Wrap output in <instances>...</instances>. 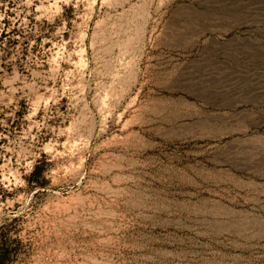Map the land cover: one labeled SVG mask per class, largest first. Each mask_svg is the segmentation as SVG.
Returning a JSON list of instances; mask_svg holds the SVG:
<instances>
[{"label": "rangeland", "instance_id": "374dc122", "mask_svg": "<svg viewBox=\"0 0 264 264\" xmlns=\"http://www.w3.org/2000/svg\"><path fill=\"white\" fill-rule=\"evenodd\" d=\"M5 250L264 264V0H0Z\"/></svg>", "mask_w": 264, "mask_h": 264}, {"label": "trees", "instance_id": "16d2710c", "mask_svg": "<svg viewBox=\"0 0 264 264\" xmlns=\"http://www.w3.org/2000/svg\"><path fill=\"white\" fill-rule=\"evenodd\" d=\"M36 170V169H35ZM35 171H33L32 173L34 174ZM5 254H0V264H6V254L8 253V250H5L4 252Z\"/></svg>", "mask_w": 264, "mask_h": 264}, {"label": "bare ground", "instance_id": "6f19581e", "mask_svg": "<svg viewBox=\"0 0 264 264\" xmlns=\"http://www.w3.org/2000/svg\"><path fill=\"white\" fill-rule=\"evenodd\" d=\"M196 122H198V121H196ZM192 123H193V122H192ZM198 123H199V122H198ZM198 123H197V124H198ZM202 123H203V122H202ZM187 124H188V123H187ZM204 124H205V122H204ZM206 124H207V123H206ZM206 124H205V125H206ZM192 125H193V124H192ZM200 125L203 126V124H200ZM209 125H210V124H209ZM196 126H198V125H196ZM189 127H190V126H189ZM200 127H201V126H200ZM201 128H202V127H201ZM205 128H206V126H205ZM197 129H198V128H197ZM262 221H263V220H262ZM262 221H260V222H262ZM260 224L262 225V223H260ZM262 226H263V225H262Z\"/></svg>", "mask_w": 264, "mask_h": 264}]
</instances>
